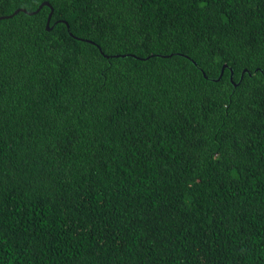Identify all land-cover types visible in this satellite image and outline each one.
Masks as SVG:
<instances>
[{"label": "trees", "instance_id": "16d2710c", "mask_svg": "<svg viewBox=\"0 0 264 264\" xmlns=\"http://www.w3.org/2000/svg\"><path fill=\"white\" fill-rule=\"evenodd\" d=\"M8 15L0 264H264V0Z\"/></svg>", "mask_w": 264, "mask_h": 264}, {"label": "water", "instance_id": "95a60500", "mask_svg": "<svg viewBox=\"0 0 264 264\" xmlns=\"http://www.w3.org/2000/svg\"><path fill=\"white\" fill-rule=\"evenodd\" d=\"M48 5V2L47 1H44V2H42L40 5H39V7L35 10V11H33V12H28V13H34V12H36L42 5ZM20 9H18V10H15L14 11V13H16L17 11H19ZM22 11H24V12H26L24 9H21ZM51 14H52V10L50 11V13H49V15H48V18H47V21H46V29L47 30H49L50 29V27H49V21H50V17H51ZM11 15H8V16H0V19L1 18H6V17H10ZM224 67H226V64H224L223 65V67H222V69H221V72H220V76H221V74H222V72H223V69H224ZM230 71H231V74H230V79H231V77H232V70L230 69ZM220 78V77H219Z\"/></svg>", "mask_w": 264, "mask_h": 264}]
</instances>
